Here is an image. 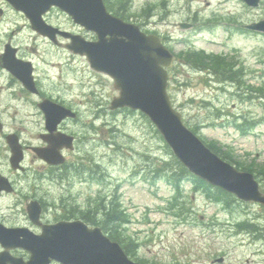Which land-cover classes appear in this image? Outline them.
<instances>
[{
  "label": "rangeland",
  "instance_id": "374dc122",
  "mask_svg": "<svg viewBox=\"0 0 264 264\" xmlns=\"http://www.w3.org/2000/svg\"><path fill=\"white\" fill-rule=\"evenodd\" d=\"M111 3L115 8L126 9L124 14L130 21L147 24L149 28L156 24L155 29L168 40L166 43L175 54L185 48L232 57L231 72L239 74V81L219 84L194 67L177 65L170 75L168 94L186 125L197 127L201 140L215 142L241 163L254 161L253 165L264 166L262 89H255V102L248 100L249 86L264 87V33L242 28L243 24L264 19V0L256 8H248L240 0ZM15 20L19 21L18 26L23 22L18 16ZM178 23L190 24L191 28L182 30ZM47 59L54 61L53 57ZM76 67L80 73L76 75L74 90L72 85L66 88L63 83L66 92L62 93L68 103L70 100L77 105L83 118L79 137L84 141L78 142L71 159L82 155L87 162L93 159L105 168L109 186L101 196L117 192L127 220L121 233L136 244H132V258L144 264H264V209L236 201L228 206L209 201L203 191L187 181L181 183V193H177L174 181L169 182L167 176L157 171L160 166L169 170L176 166L155 128L136 112L104 109L98 113V105L107 109L115 96L112 83L98 76L90 78L83 61L76 63ZM72 79L74 76L68 78ZM86 81L97 92L90 98L80 97ZM8 112L10 116L18 112L19 120L26 114L19 109ZM96 118V125L90 126ZM106 122L108 127H99ZM24 127L32 132L29 121ZM260 186L264 190V182ZM98 189L94 184L87 195L97 199ZM174 197L177 201H173ZM178 204L188 208L179 211L182 215L176 214ZM249 222L255 226L254 231L247 229ZM219 258L224 262L216 263Z\"/></svg>",
  "mask_w": 264,
  "mask_h": 264
},
{
  "label": "flooded vegetation",
  "instance_id": "af4514ba",
  "mask_svg": "<svg viewBox=\"0 0 264 264\" xmlns=\"http://www.w3.org/2000/svg\"><path fill=\"white\" fill-rule=\"evenodd\" d=\"M106 6L113 16L125 23L135 24L146 35L158 36L162 43L170 48L166 43L168 40L155 29L156 24L149 28L147 24L127 20L124 12H117L116 8L113 9L108 3ZM15 16L23 20L20 26ZM43 20L52 27L49 30L51 37L34 31L24 13L16 11L9 1L0 0V183L3 186V189H0V224L6 228L23 229V233L29 232L33 235L41 233L42 225L82 219L79 217L80 212L85 213L87 218L93 217L92 198L87 193L94 184L104 193L110 179L108 173L104 171L105 168L96 160L91 159L89 163L82 155H76L75 159H71L78 142L84 141L79 137L83 118L77 105H72L70 100L68 103L62 97V93L66 92L63 83L66 84V88L69 85H72L73 90L75 88L76 75L80 73L76 67L79 61L87 64L90 78L98 76L111 82L107 75L93 70L86 56L73 51L74 47L86 45L90 50V56L95 58L99 55L95 51L99 36L95 31H86L56 8L44 13ZM109 38L110 36L106 35L105 39ZM47 57H53L54 61L48 60ZM12 60L22 63L20 64L22 69L18 68L16 72L24 77L25 82L2 68L3 61ZM49 67L56 70L51 71ZM174 70L175 67H172L168 71L169 77ZM73 76L74 79L68 80ZM56 82L60 85L57 86ZM248 89L250 93L248 100L255 102L253 85ZM94 93L97 92L89 81L82 84L80 97L90 98ZM114 93L117 95L115 91ZM262 97L264 103V90ZM45 101L70 111L76 117L68 116L49 130L46 116L40 107ZM12 109L26 113L24 118L16 119L18 112L10 116L8 111ZM104 109L110 112L109 104L107 109L98 105V113H102ZM26 121L31 124L32 132H28L24 127ZM97 122V118L91 120L90 126H95ZM253 123L256 122H251L252 125ZM109 125V122H106L99 124V127L105 128ZM10 135L16 137L22 149V159L15 164V168L10 163L11 149L7 142ZM62 135L71 138L73 144V150H70L67 147V138L63 143H58L57 155L59 153L60 156L57 157V162L63 160V163H55V156L47 159L40 157L39 154L44 149L51 147L49 140H53L54 137L60 138ZM261 191L264 194V191ZM106 192L108 194L110 190L107 189ZM109 199L110 196H106L105 203H108ZM31 205L34 207L33 216L38 213L37 221L40 225L33 222L30 217L28 208ZM254 228L252 224L251 229ZM21 238L22 236L19 239ZM8 254L11 258L23 262H27L30 257V254L21 248H14Z\"/></svg>",
  "mask_w": 264,
  "mask_h": 264
},
{
  "label": "water",
  "instance_id": "95a60500",
  "mask_svg": "<svg viewBox=\"0 0 264 264\" xmlns=\"http://www.w3.org/2000/svg\"><path fill=\"white\" fill-rule=\"evenodd\" d=\"M22 11L34 29L45 36H51V27L41 16L51 7L65 12L75 23L96 31L99 42L95 58L90 56L86 45L74 52L86 55L96 71L108 74L119 95L111 101L110 109L127 108L145 115L157 128L164 142L178 161L194 176L209 185L234 195L243 202H255L264 207V195L252 174L238 171L234 166L221 160L183 123L167 94V71L175 57L155 36H146L138 28L123 23L106 11L102 0H7ZM250 7H257L260 0H242ZM181 27H188L181 25ZM247 29L264 33V19L245 26ZM109 35V39H105ZM19 61H3L2 67L24 81L16 70L22 69ZM30 71V70H29ZM46 116V124L52 130L57 122L74 115L49 102L40 106ZM57 108V109H56ZM61 110V111H60ZM67 138V147L72 148V139L62 136L49 140L51 147L44 149L40 157L47 159L57 156L58 143ZM11 149L10 163L14 166L22 159L21 147L14 135L7 137ZM57 160H55V163ZM60 160L57 163H61ZM4 180V179H2ZM1 182V181H0ZM0 189L3 186L0 183ZM33 205L28 208L35 222ZM42 234L19 240L17 229L0 225V264H48L51 260L62 264H137L132 262L120 245L107 238L98 227L90 228L81 221L61 222L42 226ZM21 247L31 253L27 263L12 260L7 255L10 248ZM222 263L223 258L215 260Z\"/></svg>",
  "mask_w": 264,
  "mask_h": 264
},
{
  "label": "trees",
  "instance_id": "16d2710c",
  "mask_svg": "<svg viewBox=\"0 0 264 264\" xmlns=\"http://www.w3.org/2000/svg\"><path fill=\"white\" fill-rule=\"evenodd\" d=\"M181 57L184 61H188L192 67H195L197 69L210 70L211 72L217 75L218 80L238 81V78L234 76L235 74L231 72L232 58H229L230 59L229 61L228 58L215 54H207L202 50L187 52L183 54ZM141 116L144 117L143 115ZM196 128H194L193 126V128L190 129L194 133H196ZM206 145L212 152L217 154L222 160L234 165L237 169L264 176V166L263 167L255 166L253 165L252 162L241 163L238 160H235L231 153L223 152L220 146H218L215 142H209L206 143ZM174 162L176 167H174L172 170H169L168 168H164L165 166L164 167L160 166L157 171L159 172L160 175L164 174L165 176H167L169 182L174 181L173 185L177 193H181L180 191L181 183L183 181L184 182L187 181L189 183H192L194 188L196 189L198 188L202 190L205 196L211 201L229 204L235 200L229 194L224 193L218 189H214L211 186L207 185L202 180L194 178L176 160H174ZM175 169H177L178 171H176ZM103 201H104L103 199H100L99 203L93 206L94 207L93 217L87 218L85 217V213L83 212H80L81 213L80 217H82V220L85 223L91 226L99 227L102 230V232L106 236H108V238L120 244L123 250L125 251V253L130 258H132L133 257L132 244L135 243H132L128 239L124 238L123 234L121 233L120 228L122 225H124L127 222V220L125 219V216L122 213V210L120 209L118 202L112 199L110 200V204L107 206L106 203H104ZM173 201H177V198L174 197ZM187 209H185V207L183 208L181 205L178 204L176 206V210H177L176 214L182 215V213H180L179 211H183V210L185 211ZM134 246L136 247V244ZM136 262L141 263L138 260Z\"/></svg>",
  "mask_w": 264,
  "mask_h": 264
}]
</instances>
